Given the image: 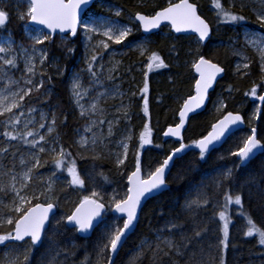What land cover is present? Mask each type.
Returning a JSON list of instances; mask_svg holds the SVG:
<instances>
[{
    "label": "snow or ice",
    "instance_id": "snow-or-ice-1",
    "mask_svg": "<svg viewBox=\"0 0 264 264\" xmlns=\"http://www.w3.org/2000/svg\"><path fill=\"white\" fill-rule=\"evenodd\" d=\"M3 2V0H0ZM93 3V0H16L17 15L22 21H26L25 34L31 41L30 47H25L23 44H18L11 36L7 34L3 36V42L0 43V74L3 75L8 85H17L18 90L12 91L10 95L0 97V116L8 115L7 120L4 122L5 131L2 134L8 141L20 140L24 144L29 145L30 148L36 151L32 153L30 159L33 161L29 163L23 158L19 163L21 166L26 167L20 173H13L12 169H8L4 174L10 175V183L8 185L0 184V193L11 191L12 196L10 203H4L0 198V228L5 225L11 226L8 230L0 233V245L8 241L25 242L28 247L25 248V259H28V253L32 251L38 244L42 243V235L48 229L46 225L50 224V216L56 205L52 202L56 197L48 195L54 191L55 181L51 177H56L57 171L51 172V177L45 186V189L39 193L35 190L28 194L27 189L29 184L35 177V171L39 167H43L40 156L37 153H45L51 151L53 154V164L55 170H64L70 179L67 181L68 186L78 189L85 188V179L77 171L76 161L69 159L71 153L67 152L63 147L59 150L55 146L51 149H46L45 144L50 143L45 135H40L37 132L29 130V125L32 124V119L24 123L23 132H15L8 130L9 128L15 130L17 125L21 123L20 116L24 115L21 111L20 115H16L14 109H21V101L29 96L32 92H39L44 87V81H36L34 77L37 75L38 68L40 75H43V67L48 60V52L44 48H38V45H44L46 42L53 40L54 34L70 33L71 36L77 35L78 28H82L85 39L89 42L93 37H102L98 39L92 48V55L87 61V71L91 72L93 76L96 73L92 72V65L97 61L98 56L96 49L107 50L109 43L116 45L122 44L132 34L133 28L128 25H121L118 21L111 20L110 18L97 17L95 14H89L88 9ZM264 5V0H261ZM212 6L216 9V15L219 23L225 24H243L246 17L226 9L221 0H212ZM23 7V11H21ZM245 5L241 3V10ZM116 17L121 16L119 9L114 12ZM9 19L8 13L0 8V28L6 25ZM256 19L261 28H264V11H258ZM131 22H138V27L144 33H151L153 29H159L161 24L167 22L171 26V30L175 33H195L198 37V43L205 42L210 37V25L201 18L198 14L197 5L190 0H178L172 2L169 0L167 7H163L154 14H142L136 12L130 17ZM35 26V27H32ZM245 43L252 47L259 56V66L261 73H264V32H254L249 29L243 31ZM150 41L137 45L140 54H147V71L144 73L143 86L139 89L143 98V111L148 115V72L168 67L161 56L156 51H150L148 44ZM72 51V49H68ZM172 51H175V45L172 46ZM234 55L242 58L241 63L237 64V70L241 68H249V57L244 53L233 50ZM23 61L24 76L22 77L24 87H19V81L13 80L8 75L9 69H16ZM119 66V61H115L112 71H115ZM191 67L195 69L198 74V79L195 80V94L190 95L183 101L179 109V122L175 126H169L163 133L165 137H175L180 141L179 146L172 149L169 154L160 162L154 170H149L146 175H142L140 149L145 145L152 144L151 129L148 124H145L143 131L139 134V147L135 152V168L127 176V189L123 196L119 193H113L109 202L105 204L104 198L100 191L93 188L88 195H83L75 204L70 214H66L59 219L55 220V225L52 227V235L47 237L50 242H54L53 238L61 233V228L72 226L73 229L79 234H87L97 227L101 228L102 243L99 245L98 256L103 257L108 253V264H112V256L118 252V247L122 246L123 239L134 230L135 221L137 220L138 209L141 207L142 202L149 198L159 196L161 193L168 189L166 182V171L170 172L171 167L176 165L177 160H183L186 155V149L195 148L199 151V158L203 161L206 155L215 149L217 142H219L229 130L236 125L243 124V118L239 114L228 112L219 119L216 123L212 124L211 131L201 139L194 140L192 143L185 144L183 142L182 130L185 127L186 120L190 113L195 112L201 108L208 96V90L213 86V82L217 76L221 74L224 69L217 63L210 59H206L204 55L199 54L197 49V58L192 61ZM245 75L247 73H244ZM50 79V78H49ZM78 80H74L72 88L73 96L77 98V105L80 107V115L84 117L87 113L83 105L79 104V99L82 94L77 91ZM231 91V89H229ZM45 92L44 95H48ZM250 94L256 99L264 102V95L257 96V89L255 86L250 90ZM249 95V93H245ZM127 107L121 105L118 111H121L122 117L128 119ZM225 107L224 102H218L217 111ZM36 109H30L34 112ZM97 105L92 104L89 111L95 114ZM102 111V110H100ZM41 121H47L48 117L45 113L40 115ZM45 122L39 123L40 128H45ZM57 117L53 113L51 123L47 126V136L56 130L55 125ZM100 124L104 121L100 120ZM108 135L111 136L113 121H109ZM97 121L90 119L89 125L85 128L86 132H90L93 126H96ZM39 135V139L35 137ZM28 137H33L29 140ZM132 139L131 131L129 130L123 139L119 142L121 152L116 154L115 163L117 167L124 165L128 158L129 141ZM103 144V137L93 133L91 141L81 136L77 141L79 147L87 148L91 143L93 146V159H99L100 155L96 153L97 142ZM54 143H58L55 141ZM157 147H160L157 145ZM8 152L7 147H0V156ZM259 153H264V143L257 139L256 129L252 128L251 134L243 139L241 146L235 151H231L230 155L237 157L241 166H246L248 162L254 159ZM175 158V159H174ZM15 165H13V168ZM183 168V165L181 166ZM103 176V173H100ZM232 178V169H226L223 173V180ZM107 181V177H104ZM89 180L95 183L94 177L89 176ZM17 185H19L17 187ZM223 187L222 180L215 182V188L220 189ZM251 195V194H250ZM41 197H44V202H41ZM33 201H36L33 203ZM211 203V198L206 192H199L196 199L186 200L184 210L188 213V218L191 220V226L186 230L185 224L180 222L179 217L165 220L162 229L158 232L163 233L167 231L168 236H157V243L155 245L156 254L163 253L167 256L170 252H174L176 256H187L185 264H225V253L229 248V225L231 218L227 215L228 205L235 204L240 206V215L246 221L245 228L242 233L245 237H256L258 243L264 246V227H258L253 221L252 217L243 211L242 196L241 194H224V203L222 206L217 202L220 210L214 213L213 219L217 216L220 221L218 236L216 242L213 244L208 243L207 249L204 247V236L208 233L209 229L207 224H201L196 220V215L200 209L206 208ZM109 209L115 213L120 214L115 223L105 222L104 213ZM122 221V223H121ZM179 235V240L175 239V234ZM26 238H29L26 241ZM123 238V239H122ZM142 243H147L144 241ZM163 244V248L160 246ZM192 246L191 248L189 246ZM149 247L152 245L149 244ZM167 249V251H165ZM218 255H213L212 250ZM10 264H16L11 261ZM134 264V262H133ZM173 264H178L173 261Z\"/></svg>",
    "mask_w": 264,
    "mask_h": 264
},
{
    "label": "trees",
    "instance_id": "trees-1",
    "mask_svg": "<svg viewBox=\"0 0 264 264\" xmlns=\"http://www.w3.org/2000/svg\"><path fill=\"white\" fill-rule=\"evenodd\" d=\"M198 7L199 13L207 20L213 29L212 37L208 43L199 48V54L206 58L219 63L225 70L224 76L218 81L215 89L209 97L207 108L189 120L188 126L184 132L185 144H191L192 141L203 137L210 129L211 125L225 112L235 111L243 115L245 127L242 130L232 134L225 143L216 150L208 153L206 158L201 161L199 153L194 148L186 149V155L183 160H177L176 165L172 167L167 179L168 189L159 196L147 201L143 206L135 231L128 237L124 243L120 253L113 264L122 261L125 253L141 244L145 238H150L153 232L162 229L165 220L179 217L180 222L185 224L187 230L191 226V220L188 213L184 210V196L186 192L194 185L201 182L202 176L221 166H230L232 169V178L222 180L223 187L209 189L211 203L206 208L200 209L196 215V220L201 224H207L208 233L204 236V247L207 249L208 243H215L220 235L218 227L220 222L214 217V213L220 208L217 202L222 206L224 203V194H241L243 211L249 214L258 227H264V153H259L254 159L241 166L238 158L231 156L230 152L235 151L241 144L243 139L251 134L252 128L256 129L257 139L264 143V102L260 101L256 115L250 118L251 105L254 100L251 99L250 90L253 86L257 89V96L264 95V78L259 76L255 65H251L249 72L243 76H234L232 67L234 59L225 45H219L208 49L210 42H225L230 36H235L240 26L247 25L254 30L264 32L254 15L248 9H238L231 7V11L246 17L243 24H225L219 23L216 15V9L212 6V0H191ZM121 8V14L130 13L132 16L136 12L150 14L166 5V0H107ZM96 2L88 10L96 9L98 13H104L98 8ZM225 6L224 0H221ZM210 6L213 11H208ZM8 14L10 11L3 8ZM20 22L9 17L6 27L11 29L14 38L25 40L20 31ZM163 26L159 32L149 35V50L156 51L164 62L168 65L166 68L153 70L148 72V115L143 111V98L139 89L143 86L144 74L140 76L135 70L136 66H142L147 63V55L138 56L134 51H130L123 57L125 77H127L124 86L128 88V96H130L133 107L131 112V123L133 126V138L130 141V150L128 158L124 165L117 167L113 156H100L99 159L82 158L74 144V130L80 127L84 121L78 120L70 111L67 102V76L69 70L74 67L76 59L81 52L80 38L77 31L75 37H71L67 41L59 39L58 35L53 36L51 42H46L43 47L48 52V60L56 57L58 59L56 67H51L46 63L44 74L42 75L44 87L39 92H32L25 98V102L30 106L39 107L46 111L47 117H52L54 113L57 117L55 125L56 130L52 133L57 135L63 148L71 153L69 159L76 161L77 171L80 174L82 170H86L90 174H94L95 183L104 186V191H113L123 196L127 189V176L135 168V152L139 147V134L143 131L145 124L151 129L152 144L145 145L140 149L141 167L144 174L162 162L163 158L175 148L177 144L171 140L163 141L161 134L163 130L177 121V112L182 101L193 93V84L195 77L191 67V59L197 56V49L189 45L192 35L180 36H163L165 31ZM5 31L0 28V32ZM138 30L135 34H131L127 41L136 40L141 37ZM175 45V51L172 46ZM120 48V45H116ZM72 49V51H68ZM147 71L144 70V73ZM50 78V79H49ZM231 89V91H229ZM49 91L48 95L43 92ZM221 92L226 101L224 111L219 115H213L209 112V106L213 102L216 95ZM249 93V95H245ZM39 132V128L35 129ZM5 131L0 127V133ZM1 140H6L0 134ZM22 145L24 143L20 140ZM159 145L160 147H157ZM44 167H49L52 171H57L56 177H51V172L42 176L36 185L41 190L45 189L48 179L51 177L54 183V191L49 194L56 197L52 202L56 205V213L51 218L48 225V231L43 236V241L39 247L32 249L28 253V259L25 255L20 257L16 264H41L39 260L40 251L45 245L51 249H58L61 252V259H65L64 264H103L108 260V253L103 257L98 256L99 245L95 242L97 237V227L89 237H82L72 227L61 228V233L53 238L54 242H50L47 237L52 235V227L54 221L60 217L70 214L75 204L84 195V189H78L68 186L67 174L64 170H55L53 159L46 158ZM183 165V168L181 167ZM103 173V176L100 175ZM65 177V179L63 178ZM83 177V176H82ZM104 177H107L105 181ZM85 185L89 178L84 177ZM251 194V195H250ZM103 202L107 204L111 197L105 193ZM45 198L41 197V202ZM36 201H33L35 203ZM110 211L105 210V213ZM240 206L235 204L228 205L227 213L231 218L229 225V248L225 253V264H264V246L258 243L256 237H245L242 229L246 226V221L240 215ZM104 213V215H105ZM111 218V215H106ZM104 217L105 221L108 217ZM11 226L0 228V233L5 232ZM164 235L169 233L164 231ZM175 239L179 240L178 233ZM23 243V242H22ZM10 245H20L21 243H9ZM72 244V245H71ZM192 247L191 245L189 246ZM167 251V249H165ZM213 255H218L212 250ZM147 254L143 262L138 264H185L187 256H176L174 252H170L165 256L163 253ZM218 264V261L216 262Z\"/></svg>",
    "mask_w": 264,
    "mask_h": 264
},
{
    "label": "rangeland",
    "instance_id": "rangeland-1",
    "mask_svg": "<svg viewBox=\"0 0 264 264\" xmlns=\"http://www.w3.org/2000/svg\"><path fill=\"white\" fill-rule=\"evenodd\" d=\"M175 1L177 0H172V2ZM224 2L226 3L225 6L229 8L236 7L238 9H241V3H243L245 5L243 9H248L254 15L255 19L258 11H264V5H262L261 0H224ZM168 3L169 0H166V5H168ZM5 7L10 11V14H8V16L12 17L15 21H19L21 23L20 31L23 35V38H25V40L21 41L20 39L14 38L11 29L7 28L6 26H3L5 31L0 32V43L3 42L2 39L3 36H6L7 34L10 33L12 38L18 44H23L26 48L30 47L31 41L26 37L25 34L26 21H22L18 18L16 0H3V2H0V8H5ZM98 8L102 9L104 13H98L96 9H93L88 11L89 14H95L97 17H101V18L104 17L110 18L111 20L118 21L121 25H128L133 28L132 34H135L139 30L138 24L136 22L130 21V17L132 16L130 13L121 14V16L119 17L115 16L114 14L115 10L119 9L120 11H122L121 8H119L115 4L109 3L107 1H102L98 3ZM208 8H209L208 11H213V9L210 6H208ZM23 10H24L23 7H21V11ZM164 27L166 30L162 31L161 35L174 36L170 31L169 26H164ZM244 29H249L254 32H259L258 30H254L247 25L240 26L237 33H235L236 34L235 36H230L229 40L225 42H210V44L208 45V49L214 48L219 45L227 46L231 57H233L234 59L233 67H232V74L234 76L245 75L244 73H248L251 65L254 64L255 67L257 68V72L259 76L264 78V73H261L260 71L259 56L257 52L254 51L252 47L248 46L245 43V39L243 35ZM78 33L80 38L81 52L79 53L76 59V63L74 67H72L69 70L67 76V98H68L67 102L69 104L70 111L75 118L84 121L80 127L74 130V144L77 148L79 155L82 158L93 157V152L91 151V148L93 146L91 145V143L88 144L87 148H81L79 147L77 141L80 140L81 136L91 141L93 133H96L97 135L103 137V144H100L99 141L97 142L96 153H98L100 156L103 155L113 156L115 161L116 154L122 151V149L119 147L120 140L124 138V136L127 134L129 130L131 131L133 138V126L131 123V119H132L131 112H132L133 102L130 96H128V88L124 86V82L128 80L127 77H125V68H124L125 66H124L123 57L126 54H128L130 51H134L138 56H142L140 54L137 45L144 42L145 40L150 41V38L148 36L141 35V37H139L136 40L127 41V42L124 41L121 44L120 48H116L115 47L116 44L108 42L109 48L107 50L96 49L98 59L92 65V72L96 73V75L93 76L91 72L87 71L88 68L87 61L90 59L92 55L93 45L98 39H102V37L94 36L92 41L89 42L85 39L82 28H78ZM58 37L62 41H67L69 39L68 34L58 35ZM189 43H190L189 45H191L194 49H199L201 47V44L198 43V38L195 36H193V38L189 40ZM37 47L44 48L43 45H38ZM148 48H149V44H148ZM234 49L244 53L247 57H249L248 69L241 68L239 71L237 70V64L241 63L242 58L238 55L233 54ZM57 61L58 59L56 57L47 60L43 67V71H45L46 63L51 67H56ZM115 61H119V66L115 71H112L113 64ZM192 61L193 59L190 60L191 64ZM146 65L147 63H144L142 66L135 67V70L139 73L140 76H143L144 70L147 69ZM23 68H24L23 61H20L16 69L8 70V75L11 76L13 80L19 81V87H24L22 80V77L24 76ZM34 79L36 81L43 80L42 75H40L39 68L37 75L34 77ZM74 80H78L77 91L82 94L81 98L79 99V104L83 105L84 109L86 110L87 114L84 117L80 115L81 109L77 105V98L73 96L72 88L74 85ZM16 90H18L17 85H8L3 75L0 74V97H3L5 95H10L12 91H16ZM46 92L49 91L47 90ZM44 93L45 91L43 92V94ZM225 99L226 98L222 96V93L219 92L214 98L213 102L210 104L209 112L213 115L219 116L226 107ZM251 99L254 100V104L251 105V114H250V118L253 119L256 115L260 100L256 99L252 95H251ZM221 100L224 102L225 107L220 111H217L218 102ZM21 104H22L21 109H14L15 114L18 116L20 115L21 111L24 112V115L20 116L21 123L17 125L15 130L11 128H9L8 130L15 132H23L25 130L24 123L27 120L32 119L33 122L32 124L29 125V130L37 132L35 129L39 128V132L37 133H39L40 135H45L46 138L50 141V143L44 145L46 149H51V147L55 146L57 150H59L60 147H63L57 135L51 134V136H47V126L51 123V116L50 118L47 119L46 122L41 121L40 119L41 113L43 112L47 115L44 109L39 107H33L32 105L29 106L25 102V99L21 101ZM92 104L97 105L98 110L95 112V114H92L91 111H89L90 106ZM122 104L128 106L127 107V112L129 117L128 119H124L122 117L121 111H118V109L121 108ZM32 108H35L36 110L34 112H30V109ZM8 115L10 114H6L5 116H0V127L3 128L4 130H5L4 122L7 120ZM90 119L93 121H97V124L96 126L92 127V130L90 132H86L85 128L89 125ZM100 120H103L104 123L100 124L99 123ZM109 121L114 122L112 124L113 134L111 136L108 135ZM41 122H45L46 124L45 128L39 127V123ZM28 139L32 140L33 137H28ZM35 139H39V135H37ZM55 141H58V143H54ZM0 147L8 148V152L5 153L3 156H0V184L8 185L10 183V175H5L4 173L8 171V169L10 168L12 169L13 173H20L23 170V168L27 166V165L21 166L19 163L20 159L23 158L29 163H32L33 161H31L30 157L32 153L35 152L36 150L30 148L29 145L27 144L22 145L21 142H19L18 140L8 141V140L0 139ZM129 150H130V141H129ZM37 154L40 156L43 167H39L35 171L34 176L39 178L38 179L34 178L33 181L30 182L29 188L27 189L28 194H31L33 190H35L37 193L41 192L42 190L38 185H36V181H38L42 176H45L47 173L52 171L51 168L44 167V165H46L45 164L46 158L53 159V154L51 153V151L49 150L46 151L45 153H37ZM13 165H15L14 168ZM226 169H231V167L221 166L215 168L212 171L205 173L202 176L201 182H199L197 185L192 186L186 192L184 196L183 205H185L186 200L196 199L197 194L199 192H206L210 197L211 194L208 190L215 187V182L217 180L222 179L223 173L225 172ZM82 173L83 174L81 175L83 176V178L85 176L88 178L89 176H94V174H90L86 170H82ZM63 178L65 179L64 176ZM66 178L68 180L70 179V177L68 176H66ZM18 186L19 185H17V187ZM93 188H96V190L100 191L102 195H104L105 193H107L109 197L113 195V191L111 192L107 190L106 192V190L104 191L103 189L104 188L103 185L100 186L96 183L91 182L90 180H88V182L85 185L83 192L84 195L90 194ZM13 195L14 194L11 191H7L5 193H0V198L3 199L4 203H10ZM49 195L52 196V194ZM209 204H214V202ZM107 214L111 215V210L107 211L104 217ZM116 219L118 218L111 215V218L108 217V219L105 222L115 223ZM7 226L8 225H5L4 227ZM102 227L103 225H101L98 228L97 237L95 239V242H97L98 245L103 242L101 239ZM159 235L165 236L164 232L160 233L158 232V230L153 232L152 237L145 238L142 241V242L147 241V243L141 242V244L136 248L128 250L125 253L122 261L118 264H133V262L134 264H138L140 261L143 262L144 257L147 254L149 255L152 254L151 255L152 257L154 254H156L155 245L158 242L157 236ZM149 244H151L152 246L149 247L148 246ZM160 246L162 248L164 247L163 244H161ZM27 247L28 245L25 242L21 243L20 245H10L7 244V242H5V244L0 245V264H10L11 261H15L17 263L20 260V257L25 255V248ZM39 257H40L39 260L42 261L41 264H64L65 261V259H61V252L58 251V249H51L48 245H45L42 251H40Z\"/></svg>",
    "mask_w": 264,
    "mask_h": 264
},
{
    "label": "water",
    "instance_id": "water-1",
    "mask_svg": "<svg viewBox=\"0 0 264 264\" xmlns=\"http://www.w3.org/2000/svg\"><path fill=\"white\" fill-rule=\"evenodd\" d=\"M100 1L102 2V1H107V0H93V3L91 4V6H92L93 4H95L96 2H100ZM175 2H178V0L175 1ZM175 2H174V3H175ZM190 2H192V1L190 0ZM91 6L89 7V9L91 8ZM164 7H167V5L164 6ZM162 8H163V7H162ZM89 9H88V10H89ZM160 9H161V8H160ZM160 9H158V10H160ZM158 10H156V11H158ZM197 11H198V14L201 15V14L199 13L198 7H197ZM154 13H155V12H154ZM154 13H153V14H154ZM142 14H144V13H142ZM148 15H151V14H148ZM201 18L204 19V20L207 22V20H206L202 15H201ZM136 23L138 24V22H136ZM207 23H208V22H207ZM208 24H209V23H208ZM209 25H210V24H209ZM163 26H169L170 31L172 32V34H173L174 36H180V35H192V36L197 37L195 33H191V32H186V33H175L174 31L171 30V26L168 25L167 22L162 23L159 29H153L151 33H144V32L142 31V29H140V28H139V30H140V32H141L142 35H144V36H149V35H152V34H155V33L159 32L160 29H161ZM210 29H211L210 37H209L205 42L200 43L201 46L206 45V44L208 43V41L211 39V37H212V33H213V29L211 28V25H210ZM67 34H69V35L71 36L70 33L60 34V33H58V32H57L56 34H54V36H55V35H67ZM71 37H73V36H71ZM197 38H198V37H197ZM205 58H206V57H205ZM206 59H208V58H206ZM213 62H214V61H213ZM214 63H217V62H214ZM217 64H218L219 66H221L219 63H217ZM221 67H222V66H221ZM222 68H223V67H222ZM223 69H224V68H223ZM192 71H193V75H194V77H195V80L198 79V78H199V77H198V74L195 72V69H194V68H192ZM224 74H225V70H224L221 74H219V75L217 76L216 80L213 82V86L208 90V96H207V98H206V100H205L204 105H203L201 108L197 109L195 112L189 114L188 119L186 120V123H185V127H184V129L182 130V136H183V142H184V143H185V141H184V132H185L187 126H188V123H189L190 118H191L192 116L196 115V114H199V113L203 112V111L207 108L208 103H209V97H210V94H211V92L215 89V87H216L218 81L224 76ZM195 80H194V84H193V93H192L191 95H194V94H195ZM189 96H190V95H189ZM189 96H188V97H189ZM188 97H186L185 99H187ZM185 99H184V100H185ZM184 100H183V101H184ZM182 104H183V102H182ZM182 104L180 105V108H181ZM180 108H179V109H180ZM228 112H232L233 114H239V115H241L242 118H243V124L233 126V127L229 130V132L225 134V137H223L219 142H217V145H216V147H215L214 150H216V149H218L219 147H221V146L225 143V141H226V140H227L232 134H234L235 132H237V131H239V130H242V129L245 127V120H244V117H243V115H242L241 113H239V112H235V111H228ZM228 112H225L223 115H221V116H220V117H219L214 123H216L219 119H222L223 116L226 115ZM178 113H179V110H178V112H177V121H176V123L179 122V115H178ZM176 123H174V124H172V125H169V126H173V127H174ZM214 123H213V124H214ZM169 126H167V127L163 130V132H162V134H161V138H162L163 141L171 140V141L175 142V143L177 144L176 147H178L180 141H178L175 137H165V136L163 135V133L167 130V128H168ZM211 126H212V125H211ZM210 131H211V127H210L209 131H208L204 136H206ZM204 136H203V137H204ZM203 137H201V138H203ZM201 138H199V139H201ZM176 147H175V148H176ZM193 148H194V147H193ZM173 149H174V148H173ZM194 150H195V152L199 153L198 149H195V148H194ZM212 151H213V150H212ZM212 151H210V152H212ZM210 152H209V153H210ZM168 154H169V153H168ZM174 159H175V158H174ZM171 169H172V167H171ZM130 173H131V172H130ZM130 173H129V174H130ZM169 174H170V172H167V171H166V182H167V179H168ZM142 175H144L143 171H142ZM167 185H168V183H167ZM150 199H152V198H149V199H147L146 201L142 202L141 207L138 209V215H137V220L135 221V227H134V230L131 231V233L127 235V238H126V239H123V238H122V239H123L122 246H119V247H118V252H117L115 255L112 256V264L115 262V260H116V258H117V256H118V254L120 253V251H121V249H122L124 243H125L126 240L128 239V237H129V236L135 231L136 226H137V223H138V220H139L140 212H141L143 206H144V205L147 203V201H149ZM55 213H56V207H54L52 213L49 214V216H50V220H51V218L55 215ZM111 214L114 215V216H116L117 218L120 217V214L115 213V212L112 211V210H111ZM103 215H104V214H103ZM48 225H49V224H48ZM48 225H46V228H48ZM68 227H72V226L69 225ZM93 231H94V230L90 231V232L87 233V234H83V235H82V234H79V235H81L82 237H89V236L93 233ZM43 236H44V234L42 235V240H43ZM26 240H29V238H26ZM8 242H9V243H21V242H15V241H8ZM40 245H41V243L38 244V246H36V247H39ZM103 264H108V260H107V262H105V263H103Z\"/></svg>",
    "mask_w": 264,
    "mask_h": 264
},
{
    "label": "bare ground",
    "instance_id": "bare-ground-1",
    "mask_svg": "<svg viewBox=\"0 0 264 264\" xmlns=\"http://www.w3.org/2000/svg\"><path fill=\"white\" fill-rule=\"evenodd\" d=\"M183 102V101H182ZM182 104V103H181ZM209 104V103H208ZM236 133V132H235ZM126 184H127V180H126ZM112 215V214H111ZM112 216H114V215H112ZM114 217H116V216H114ZM117 218V217H116ZM43 241V240H42Z\"/></svg>",
    "mask_w": 264,
    "mask_h": 264
}]
</instances>
